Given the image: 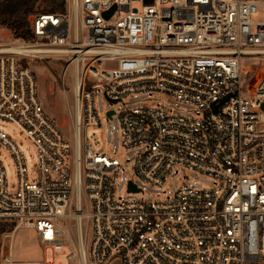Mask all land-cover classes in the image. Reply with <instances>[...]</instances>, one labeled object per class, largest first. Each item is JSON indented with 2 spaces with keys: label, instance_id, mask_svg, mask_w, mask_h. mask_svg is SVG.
<instances>
[{
  "label": "built area",
  "instance_id": "2783aa9c",
  "mask_svg": "<svg viewBox=\"0 0 264 264\" xmlns=\"http://www.w3.org/2000/svg\"><path fill=\"white\" fill-rule=\"evenodd\" d=\"M67 1L73 14L66 6L31 15L33 39L0 41V118L15 123L37 154L29 171L0 130L19 181L11 191L0 159V264L16 262L10 254L20 233L33 234V248L63 250L68 264H264V0ZM30 60L62 64L65 92L71 73L73 145L46 112ZM99 89L114 103L160 95L157 106L118 114L121 146L136 151L128 192L144 193L136 179L162 187L176 167L215 184L117 198L120 159L82 141L83 123L101 126ZM161 95L202 116L171 112ZM60 218L75 220L77 246Z\"/></svg>",
  "mask_w": 264,
  "mask_h": 264
},
{
  "label": "rangeland",
  "instance_id": "374dc122",
  "mask_svg": "<svg viewBox=\"0 0 264 264\" xmlns=\"http://www.w3.org/2000/svg\"><path fill=\"white\" fill-rule=\"evenodd\" d=\"M136 5L140 8L142 7L139 2L136 3ZM67 10L73 14L72 4L69 1H67ZM261 14L264 15L263 10H261ZM30 18L31 15L28 20H30ZM254 19H262V16H255ZM6 32L9 33V35H7ZM13 38L15 37L11 30L5 26H0V41L12 42ZM29 66L32 67V70H34L37 75L39 95L46 112L60 125L65 136L73 145L74 122L70 110L73 108L74 83L70 75L71 73L68 72L67 91L65 92L59 79L62 64H58L54 61L44 62L30 60ZM159 96L160 95L156 92H148L137 95L136 97L127 96L123 101L114 103L108 101L101 89H99L95 96V103L101 126H86L84 123L82 124V141L88 140L94 153L116 156L123 164L118 177V186L116 189L117 198L137 195L138 197H145L147 199H157L159 197L169 196V191L172 192L176 190L184 182L192 183L200 188L210 187L215 184V179L213 177L194 169L176 167L162 187L151 186L136 179V182L144 189V193L133 194L127 191V180L133 176L134 169L131 165L135 161L136 151L135 149H124L121 146L118 114L127 107L134 108L145 105L157 106L160 102ZM161 97L170 103L169 110L173 113L195 118L202 116V112L195 107V105L173 99L166 95H161ZM109 109H114L115 114L109 116L107 114ZM0 130L5 132L23 151L29 171H33L37 168L36 147L24 132L15 123L2 118H0ZM0 159L3 161L7 170L8 187L11 191H15L19 182L16 162L11 154L10 148L2 142H0ZM58 223L67 230L72 242L77 246L75 220L70 221L69 219L60 218L58 219ZM84 229L85 232L87 231L86 248L88 249L90 233L85 223ZM19 232L23 231L19 230ZM33 237L32 233L18 234V241L14 243V246H16L14 260L43 261L38 264H68V259L64 255L63 250H54L51 246H48L46 249V246H40L39 249L36 243L34 248L31 247L33 245ZM10 240L11 237L6 238L5 251L9 250ZM64 250L67 251L68 247H65ZM110 264H122V262L120 259H115Z\"/></svg>",
  "mask_w": 264,
  "mask_h": 264
},
{
  "label": "trees",
  "instance_id": "16d2710c",
  "mask_svg": "<svg viewBox=\"0 0 264 264\" xmlns=\"http://www.w3.org/2000/svg\"><path fill=\"white\" fill-rule=\"evenodd\" d=\"M67 0H0V26H5L17 38H34L29 16L37 13L63 12Z\"/></svg>",
  "mask_w": 264,
  "mask_h": 264
},
{
  "label": "crops",
  "instance_id": "0c3cea01",
  "mask_svg": "<svg viewBox=\"0 0 264 264\" xmlns=\"http://www.w3.org/2000/svg\"><path fill=\"white\" fill-rule=\"evenodd\" d=\"M47 247H45V249H46ZM40 249V248H39ZM16 252V249L14 248V249H12L11 250V256H12V259L14 260V257H15V253ZM4 255L5 256H8L9 255V250H7V251H5L4 252ZM16 262L15 263H3V264H33V263H36V264H38V263H42L43 261H26V260H15Z\"/></svg>",
  "mask_w": 264,
  "mask_h": 264
},
{
  "label": "water",
  "instance_id": "95a60500",
  "mask_svg": "<svg viewBox=\"0 0 264 264\" xmlns=\"http://www.w3.org/2000/svg\"><path fill=\"white\" fill-rule=\"evenodd\" d=\"M115 9H116V6H114L111 10L105 12L106 17H107V18L110 17V16L112 15V13L114 12ZM108 100L111 101V102H115V100H112V99H108ZM113 113H114L113 110H110V111L107 112V114H108L109 116H111ZM130 190H132V191H136V190H137L136 185L133 184V183H130Z\"/></svg>",
  "mask_w": 264,
  "mask_h": 264
}]
</instances>
